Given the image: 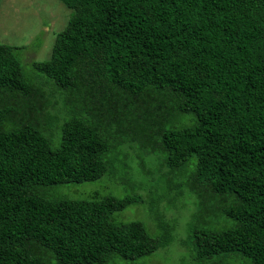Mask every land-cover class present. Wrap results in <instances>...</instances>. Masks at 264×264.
<instances>
[{"label":"trees","instance_id":"obj_1","mask_svg":"<svg viewBox=\"0 0 264 264\" xmlns=\"http://www.w3.org/2000/svg\"><path fill=\"white\" fill-rule=\"evenodd\" d=\"M61 2L49 60L0 45V264H145L177 202L193 264H264V0Z\"/></svg>","mask_w":264,"mask_h":264},{"label":"rangeland","instance_id":"obj_2","mask_svg":"<svg viewBox=\"0 0 264 264\" xmlns=\"http://www.w3.org/2000/svg\"><path fill=\"white\" fill-rule=\"evenodd\" d=\"M70 16L71 11L61 0H0V45L20 47L17 55L24 67L33 61H47L51 56L58 33L65 29ZM73 189L78 192L74 193ZM166 189L168 188L163 187V192ZM59 191L69 193L70 197L77 199L100 198L109 194L123 196V188L108 177L94 183L71 185ZM183 205L177 202L176 208L172 210L176 214L172 218L175 221L173 243L160 249L155 254L156 258L153 261L147 260L145 264H193L187 242L195 205L192 207L191 204ZM151 206L150 202L141 203L123 213L116 214L115 217L123 222L141 221L149 233L155 236L160 232V224L159 217ZM122 264L131 263L123 262ZM136 264H143V262Z\"/></svg>","mask_w":264,"mask_h":264}]
</instances>
